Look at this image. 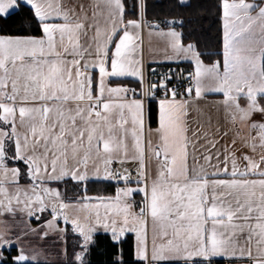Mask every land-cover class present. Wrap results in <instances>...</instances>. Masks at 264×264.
<instances>
[{
  "label": "snow or ice",
  "instance_id": "6c2138e0",
  "mask_svg": "<svg viewBox=\"0 0 264 264\" xmlns=\"http://www.w3.org/2000/svg\"><path fill=\"white\" fill-rule=\"evenodd\" d=\"M25 7L33 31L0 28V222L41 223L0 231V264H41L23 237L66 232L61 220L81 249L69 264H89L100 231L114 248L134 235L128 259L121 248L112 264H264V0H219L222 35L207 63L177 30L183 19L150 22L144 0L136 19L123 0L79 11L0 0V18ZM145 29L163 42L164 61L188 70L153 68L150 79ZM212 94L228 131L193 118ZM100 182L114 194L90 195Z\"/></svg>",
  "mask_w": 264,
  "mask_h": 264
},
{
  "label": "trees",
  "instance_id": "16d2710c",
  "mask_svg": "<svg viewBox=\"0 0 264 264\" xmlns=\"http://www.w3.org/2000/svg\"><path fill=\"white\" fill-rule=\"evenodd\" d=\"M126 8V19L139 18V0H123ZM177 0H144L145 18L148 21H165L173 18L183 19L184 27L177 28L186 35L191 33L192 39L200 45L201 51L205 53V62L215 60L216 56L212 55L222 35V27L219 11V0H186V6L179 9L175 7ZM0 28L6 29L12 33L27 34L33 31L34 25L31 23L30 12L22 8L16 10L6 18H0ZM33 34H36L33 32ZM131 83V82H127ZM138 85L137 82H133ZM155 108L152 125H155ZM70 192L76 194L69 186ZM89 194H114V187H108L106 182L92 183L89 185ZM76 196V195H74ZM95 242L90 246L87 255L89 264H112L114 253L123 249L125 260L129 257V252L134 244L133 238L129 236L123 245L113 247V241L107 234H95ZM12 254H15L14 249ZM47 264V263H41Z\"/></svg>",
  "mask_w": 264,
  "mask_h": 264
},
{
  "label": "rangeland",
  "instance_id": "374dc122",
  "mask_svg": "<svg viewBox=\"0 0 264 264\" xmlns=\"http://www.w3.org/2000/svg\"><path fill=\"white\" fill-rule=\"evenodd\" d=\"M63 190V186H61ZM75 192V191H74ZM68 197L75 198L76 194H72V191L68 189L67 193ZM50 219V217H45ZM37 222L33 218L29 224L27 218H25L24 222L19 220L13 221L11 218L8 219L6 223L0 222V231L5 230V228L10 229L12 232L22 233L23 230H26L29 226L36 227ZM60 228L67 227L66 232H59V231H50L48 236L44 239H41L39 236L32 235L29 233L28 236L23 237V246L29 252L35 250L36 252L40 253V262L47 263V264H69V261L73 257L74 252H79L81 249L79 244L77 243L78 237L76 234L72 233L71 226H65L63 221H60L59 224ZM98 233H103L102 231ZM104 234V233H103ZM106 234V233H105ZM133 238V242H135L134 235H130ZM15 246H13L14 249ZM2 251L5 252L7 255L9 249H3ZM86 254V260H87Z\"/></svg>",
  "mask_w": 264,
  "mask_h": 264
},
{
  "label": "crops",
  "instance_id": "0c3cea01",
  "mask_svg": "<svg viewBox=\"0 0 264 264\" xmlns=\"http://www.w3.org/2000/svg\"><path fill=\"white\" fill-rule=\"evenodd\" d=\"M63 3L67 7H76L77 11H79V5L83 4V5L87 6L89 4V0H63ZM140 11H141V9L139 10V14H140ZM89 14H90V12H89ZM142 39H143L142 58H143V63H144L145 69L147 70V75L151 73V70L153 68L158 69L160 67L167 66V65L177 66L175 63H169L167 61H164L163 58L165 56V51H164L163 42L160 41L159 38H157L156 36L149 37L147 29H145L143 31ZM157 62H159V63H157ZM179 67H183L184 69L188 70L189 65L187 62H183L179 65ZM127 82L133 83V82H137V81H133L132 78H128ZM127 84H129V83H127ZM137 87H139V83H138ZM217 98H219L218 95L212 94V95H209L206 100L200 102V107L202 109L203 116H201L199 113H195V112L192 115H193L194 119L202 120L205 123V126H207L208 118L211 117L213 124H215L217 121H219V123L222 126V130L228 131L229 129H231L232 126L225 121L223 112L222 111L217 112V109L212 106V101H214ZM154 108H155V106H154ZM256 119H259V117H256ZM151 127L155 128L156 122H155V125L151 124ZM241 131L246 133V129H241ZM232 136H233V132L229 131L228 136L225 137L223 140H221V144H230ZM236 148L239 149V143H237ZM239 154H240L239 151H237V155H239ZM137 199H139V197H137ZM107 235H109V234H107ZM149 243H151L150 226H149Z\"/></svg>",
  "mask_w": 264,
  "mask_h": 264
},
{
  "label": "built area",
  "instance_id": "2783aa9c",
  "mask_svg": "<svg viewBox=\"0 0 264 264\" xmlns=\"http://www.w3.org/2000/svg\"><path fill=\"white\" fill-rule=\"evenodd\" d=\"M169 68H171V69H173L175 71H179L180 69H184L183 67H177V66H174V65H167V66H163V67H160V68L156 69L157 70V75H159L160 73L168 72ZM184 70L187 71V69H184ZM148 76H149L150 79H155V77H151V73L148 74ZM127 86L129 88H137V89L139 88V87H137V85L135 83H129V84H127Z\"/></svg>",
  "mask_w": 264,
  "mask_h": 264
}]
</instances>
